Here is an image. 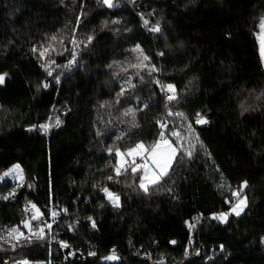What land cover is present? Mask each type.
<instances>
[{"label": "trees", "instance_id": "16d2710c", "mask_svg": "<svg viewBox=\"0 0 264 264\" xmlns=\"http://www.w3.org/2000/svg\"><path fill=\"white\" fill-rule=\"evenodd\" d=\"M81 11L87 20L81 17L76 36L94 40L77 49V63L69 69L53 66L57 84L30 49L39 50L55 34L70 50ZM139 13L152 24L159 21L163 35L147 31ZM263 16L264 0H121L111 9L98 0H0V73H7L0 85V174L19 164L27 180L3 209L0 225L6 233L19 226L29 202L47 218L50 209H67L70 216L46 228L44 241L12 251L0 247V264L7 258L45 264H264V73L253 40ZM137 43L162 70L153 75L176 86L179 103L169 107L188 117L204 146L197 145L191 160L174 162L169 178L148 193L128 186L139 183L130 173L119 183L104 180L114 175L115 149L152 144L158 138L155 121L166 115L163 96L146 71L140 73L143 84L134 75L136 87L117 96L123 78L134 71L127 57ZM53 58L64 65L71 56L64 51ZM144 103L149 107L140 111ZM242 105L248 108L243 114ZM197 112L207 125L195 124ZM56 116L62 123L48 134L27 130L49 117L54 124ZM243 181V214L229 217L228 224L210 219L228 210L224 201ZM94 183L117 192L121 206L114 209ZM10 187L4 184L0 194ZM72 221L79 222L73 233ZM48 241L96 255L65 263ZM113 253L118 260L104 259Z\"/></svg>", "mask_w": 264, "mask_h": 264}, {"label": "snow or ice", "instance_id": "6c2138e0", "mask_svg": "<svg viewBox=\"0 0 264 264\" xmlns=\"http://www.w3.org/2000/svg\"><path fill=\"white\" fill-rule=\"evenodd\" d=\"M74 2V0H73ZM129 3H132L133 0H128ZM63 3V0H61ZM98 3L103 6L111 9L113 7H117L118 5L114 4L113 0H98ZM139 18L142 21V26L149 32L154 34L163 35V31L160 26V22L156 21V23L152 24L149 19L145 18L143 13H139ZM151 15V13L149 14ZM81 17L84 20H87L86 14L81 11L80 15L77 16L75 25L71 29V37L69 39V43L72 45V48L69 50L65 47L63 37H58L57 35H52L49 38H46V43H42L40 45V49L38 50L35 45L30 49L33 54H37V59L44 61L40 64V67L44 69L47 73V76L53 77L55 82L58 84L60 82V75L57 74L53 76V66L55 67H63L65 70L69 69L72 65L77 63L78 52L77 49H87L89 45L92 44L94 40L93 35H87L84 39H79L76 36L77 29L83 23ZM108 21L102 22V27H106L108 25ZM113 25H117L120 23V20L113 19L111 21ZM259 33L258 39L260 41V56L262 61H264V17H262L259 21ZM114 31L118 32L119 29H114ZM124 31H130V29L125 28ZM54 45H59L63 51H58ZM167 47V45H165ZM64 51H68L70 53L71 59L67 61L64 65H57L55 59L53 58V54L56 56H62ZM131 51L135 52L137 55L135 56V62L129 65L134 71L128 75H126L123 80L124 83L120 85V91L117 93V96H123L127 93L128 89L135 88L136 84L133 83V76L139 77V83H144V77L140 75L141 71H146L151 77L150 83L154 84L160 91L164 99V108L166 110L165 118H157L155 123L158 127V138L150 144L147 148L145 147L143 142L137 141L134 146H131L125 150H121L119 148L115 149V164L112 166V171L114 175H107L104 177V180L112 183H119V177L125 176L130 173L132 175L133 180L138 177L139 183L138 185H128L133 188V191L137 189L142 190L144 193H148L150 186L161 185L162 181H165L169 178L170 169H173L174 162H178L187 158L188 160L192 159L193 153L195 152L197 145L201 149L204 148L203 144L199 141V136L195 132L193 125L189 122L188 117L183 112H173L169 105H174L179 103V94L177 93L176 86L172 83H164L158 78H156L153 74H157L162 70L157 68L155 64L151 63V58L144 54L143 49L140 44L137 43L131 49ZM158 57L163 56V52H158L156 54ZM47 59L45 60V57ZM127 71V70H125ZM7 77V73H0V85L5 83ZM191 83V81H189ZM44 88H47L48 83H43ZM149 104L144 103L143 107L139 109L143 111L148 108ZM242 107V112L248 111V108ZM131 113L133 115V123L135 127H139L138 124H135V113L132 109H127L125 114ZM53 120L52 117L48 118L47 122L40 124H31L28 131H39L44 134H48L53 127L59 128L62 121L59 116L54 118V124L51 122ZM177 122H179V127H177ZM209 121L199 112L195 114V124L196 125H207ZM171 124V127L169 125ZM99 134V133H98ZM120 139V137H117ZM108 154L112 155L113 149L111 147L108 148ZM23 170L21 169L19 164L12 165L9 169H7L3 174H0V181H4L6 177H12L14 180L23 181ZM21 185L18 183L16 187H20ZM162 186V185H161ZM247 186V181H243L239 186V190L232 191L231 196L234 198L233 200L226 199L224 201L225 205L228 207L227 211H219L211 214L210 219L218 221L221 224H228L229 217L235 216L240 217L247 207V198L243 195V189ZM92 187L98 188L99 192L102 193V198L105 199L114 209L119 208L120 205V195L117 192L110 190L106 185H98L94 183ZM170 191V190H169ZM14 196L15 189L9 194ZM4 199H8V197H4ZM31 205V209L33 211V215L30 220L22 221L23 227L28 229L29 234L25 235L23 231L20 230L19 226H14L7 232V237L0 236V239H11L15 240L17 243L23 241L24 243H28L31 240V237L35 235L38 239H45L46 233L45 229L47 228L49 231L52 229L53 223L56 222L57 216L60 214L59 211L55 209L49 210V217L51 219V223L48 220L44 219V213L38 208V206L34 203L29 202ZM63 213H67V209H61ZM91 223V227L93 229L96 228V222L92 219V217L87 218ZM31 221H39L41 225L37 227L33 232V226ZM187 223V222H186ZM69 227H72L71 225ZM192 225L189 224V228ZM59 247L62 249H68L70 245L65 241H59ZM171 244H175L176 241H170ZM192 243L191 238H189V245ZM15 244L13 248H15ZM220 250L223 251L224 245L221 244ZM115 250H113L114 252ZM185 256L188 255L187 248L185 249ZM72 255V253H69ZM89 256H95L96 253L90 251L88 253ZM107 261H116L119 257L114 254H110L104 257ZM17 264H30L27 260L18 261ZM163 264V261L160 262Z\"/></svg>", "mask_w": 264, "mask_h": 264}, {"label": "built area", "instance_id": "2783aa9c", "mask_svg": "<svg viewBox=\"0 0 264 264\" xmlns=\"http://www.w3.org/2000/svg\"><path fill=\"white\" fill-rule=\"evenodd\" d=\"M149 146V145H148ZM146 146V148L148 147ZM23 174V173H22ZM23 181H18V180H14L12 177H6L4 179V181H0V187H2L4 184L6 183H10L11 184V187L7 190L6 193L4 194H0V216L2 214V211L3 209L5 208V206H7L8 204H10L11 202H14L16 199H17V196L18 194L20 193V191L24 188V186L26 185L27 183V180L23 174ZM20 184L21 186L20 187H16L17 184ZM15 189V195L12 196V195H9L12 190ZM235 191V190H234ZM4 197H8V199H4ZM231 199H233L234 201V198L231 197ZM32 203V202H31ZM39 208V207H38ZM23 212H24V220H30L31 219V216L33 215V211L31 209V205L30 203H28L24 209H23ZM60 218H65V219H70V216L69 214H65V213H61L57 216L56 218V222L53 223L52 226L56 225L57 222L59 221ZM44 219L48 220V222L51 223V219L50 217L47 218L44 216ZM22 221L20 222L19 224V227H20V230L23 231L25 233V235H28L29 232H28V229H25L23 227V223ZM32 223V226H33V232L36 230L37 227H40V226H43L40 224L39 221H31ZM72 226V227H69L70 229V232L73 233L74 232V229L77 228L79 226V222L77 221H72L69 226ZM0 236H4V237H7V233L2 229L1 225H0ZM40 241H44L43 240H40L38 239L35 235H33L31 237V240L30 242L28 243H24L23 241L17 243L15 240H11V239H0V247H4V248H7L9 249L10 251L14 250L16 247H19L21 245H24V244H32V243H35V242H40ZM50 244H54L56 245L60 252L62 253V257H63V261L65 263L71 261V260H74V259H78V260H84L86 259L89 255L88 253H86L85 251L81 250V249H76L74 248L72 245H70V247L68 249H62L59 247V243L58 242H52V241H48ZM16 245L15 248H13V245ZM93 252V251H92ZM69 253H72V255H69ZM114 254V253H113ZM115 255V254H114ZM116 256V255H115ZM90 257H94V256H90ZM28 261V260H27ZM30 263H35V264H45V262H30ZM4 264H15V263H12L10 261L9 258L5 259L4 260Z\"/></svg>", "mask_w": 264, "mask_h": 264}, {"label": "water", "instance_id": "95a60500", "mask_svg": "<svg viewBox=\"0 0 264 264\" xmlns=\"http://www.w3.org/2000/svg\"><path fill=\"white\" fill-rule=\"evenodd\" d=\"M258 25H259V23H258ZM258 25H257V30L253 34V40H254V42H255V44L257 46V54H258V57H259V60H260L261 66H262V70H263V73H264V61H262L261 56H260V41L258 39V33H259L260 30H259Z\"/></svg>", "mask_w": 264, "mask_h": 264}, {"label": "rangeland", "instance_id": "374dc122", "mask_svg": "<svg viewBox=\"0 0 264 264\" xmlns=\"http://www.w3.org/2000/svg\"><path fill=\"white\" fill-rule=\"evenodd\" d=\"M113 2H114V4H116V5H121V0H113ZM137 54L136 53H132V54H130V56H128L127 58V62H128V64L129 63H134L135 62V56H136ZM202 126H205V125H202ZM237 190H239V189H237ZM235 191H236V189H235ZM231 200H233V199H231ZM243 214V213H242ZM241 214V215H242ZM233 217H235V216H233ZM24 260H26V259H24ZM29 262H31V261H29ZM15 264H17V262H15ZM30 264H35V263H30Z\"/></svg>", "mask_w": 264, "mask_h": 264}]
</instances>
